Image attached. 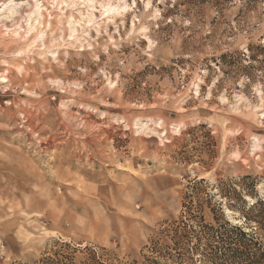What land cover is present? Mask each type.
<instances>
[{
    "label": "rangeland",
    "instance_id": "rangeland-1",
    "mask_svg": "<svg viewBox=\"0 0 264 264\" xmlns=\"http://www.w3.org/2000/svg\"><path fill=\"white\" fill-rule=\"evenodd\" d=\"M123 1L0 37V264H141L184 206L251 231L264 0Z\"/></svg>",
    "mask_w": 264,
    "mask_h": 264
},
{
    "label": "trees",
    "instance_id": "trees-1",
    "mask_svg": "<svg viewBox=\"0 0 264 264\" xmlns=\"http://www.w3.org/2000/svg\"><path fill=\"white\" fill-rule=\"evenodd\" d=\"M204 181L201 180L200 183ZM255 187L251 183V190ZM182 218L163 229L152 241L150 251L155 257H145L141 264H264V200L257 199L243 210L251 219V231L232 226L227 221L212 225L184 206ZM198 212V211H197ZM170 243V244H169ZM174 254L159 255L157 249ZM169 262V263H168ZM36 264H60L54 258H42ZM94 264H101L98 260Z\"/></svg>",
    "mask_w": 264,
    "mask_h": 264
},
{
    "label": "bare ground",
    "instance_id": "bare-ground-1",
    "mask_svg": "<svg viewBox=\"0 0 264 264\" xmlns=\"http://www.w3.org/2000/svg\"><path fill=\"white\" fill-rule=\"evenodd\" d=\"M68 1H69V5L74 4L75 1L82 2V4L84 5L82 4L81 5L85 6L86 7L85 9L87 8L92 9L95 6H98L101 9L102 13H107V14L120 12L124 9H127L128 7V5H126V3H124L123 0H57L56 2L55 0H51L50 2L47 3V5H43L41 0H0V37L1 39L7 40V37L5 38V36L16 37L15 35H17L18 32H20V30L23 31L20 37L24 38L26 35H29L28 34L29 32H32V30L36 27V25L40 26L41 24L40 17L43 16L41 11L43 8L49 10L48 5H51V7L54 8L55 10H59L60 6L63 4H67ZM1 79L3 80V82H5L6 76H3ZM197 86L198 85L196 82L192 84V90L194 94L197 92ZM243 99L244 98H242V100ZM240 100L241 98L239 97L237 98L235 102H238ZM260 105L257 103V105L254 106V110L257 109L256 112L254 111V114L256 117L255 119L257 121L261 120V118L263 119L264 117V108L262 109ZM155 125L158 126L159 122L156 121ZM175 128H179V126ZM257 141L258 139L254 138L253 143H252L253 155H256L258 146H260L259 144L257 146L256 144Z\"/></svg>",
    "mask_w": 264,
    "mask_h": 264
}]
</instances>
